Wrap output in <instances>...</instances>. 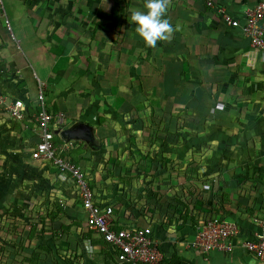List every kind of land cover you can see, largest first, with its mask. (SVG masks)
Returning <instances> with one entry per match:
<instances>
[{
  "label": "crops",
  "instance_id": "1",
  "mask_svg": "<svg viewBox=\"0 0 264 264\" xmlns=\"http://www.w3.org/2000/svg\"><path fill=\"white\" fill-rule=\"evenodd\" d=\"M259 1H169L173 30L148 47L129 19L144 0H0V96L20 99L33 112L38 79L49 112L64 117L62 129L89 127L92 142L67 141L64 155L85 173L98 203L119 209L115 226L152 229L165 261L262 264L240 247L228 254L191 247L200 219L235 222L244 239L262 214L264 51L226 27L216 10L242 21ZM168 118L175 119L169 129L180 131L176 147L160 154L170 168L144 172L142 147L162 144L148 128L163 129ZM37 141L29 119L13 123L0 105V162L25 168L26 187L36 184L26 189L30 202L46 191L42 206L57 216L50 223L60 218L63 227L54 235L53 251L64 256L59 264H116L87 229L72 182L54 169L57 178H46L45 163L30 159ZM31 162L34 170L27 169ZM176 200L196 224L155 213Z\"/></svg>",
  "mask_w": 264,
  "mask_h": 264
},
{
  "label": "built area",
  "instance_id": "2",
  "mask_svg": "<svg viewBox=\"0 0 264 264\" xmlns=\"http://www.w3.org/2000/svg\"><path fill=\"white\" fill-rule=\"evenodd\" d=\"M207 5L213 7L210 2ZM216 10L221 14V20L226 27L238 30L253 49L264 51V0L246 10L242 21L223 13L221 9ZM5 24L9 29L6 20ZM37 83L38 92L33 112L20 99L0 96V105L11 122L21 123L29 119L35 126L38 141L30 153V159L47 163L72 182L85 214L87 229L110 249L116 264H161L164 257L153 237L152 229L149 226L115 228L112 207L96 201L85 173L64 155L68 143L62 142L58 145L54 142V132L64 128V117L49 112L43 93L45 85L38 79ZM252 223L254 230L250 232L249 238L241 239L240 227L235 222L220 216L200 219L195 226L191 247L205 253L221 254L231 253L235 247H240L264 264V202L262 214L252 219Z\"/></svg>",
  "mask_w": 264,
  "mask_h": 264
},
{
  "label": "rangeland",
  "instance_id": "3",
  "mask_svg": "<svg viewBox=\"0 0 264 264\" xmlns=\"http://www.w3.org/2000/svg\"><path fill=\"white\" fill-rule=\"evenodd\" d=\"M148 131H150V137L155 141L159 140L162 144L158 146L142 147L143 154H145L146 157L143 156V161L140 163L141 170L146 172V168L159 170L169 167L167 165H170L168 160H164L165 158L160 157V154L163 155V150L167 147H176V143H178L177 139L174 143L175 146H170V137L166 139V136H163L166 134H163L162 131L159 132L155 130V128L150 127ZM152 151H154L155 154H152V156L147 155V153L149 154ZM156 154L157 156H155ZM113 165L116 167V163ZM28 166V170H34L35 168H33V166L37 165L35 162H31ZM4 167L8 169L5 168V170ZM42 169L48 174L43 172L46 178L50 176L57 178L58 174L60 177H66L58 172L57 175L50 174V171L54 168L47 163L42 165ZM19 170L20 166H18L16 162H0V264H8L11 258L14 259L10 260L12 261L11 264H20V260L23 256L30 254L32 251L40 255V264H59V261H64V256L59 255L58 247L55 252L53 248H55L54 246L58 241V237H54V235L63 228L60 226V218L57 220L59 222L55 224L50 223V221L53 222L52 219L57 216L54 208L42 206L46 191L41 193L38 197L40 199L37 198V200L33 202L29 201L28 191L26 189L36 184L30 181V186L26 187L27 173L25 168ZM111 171L114 172L112 175L116 176L115 169H111ZM131 181L130 179V183ZM180 183H183V181L178 179L177 184L180 185ZM114 207L115 206L112 205L113 214L116 215L119 209L115 210ZM39 231H42L43 237L45 238L41 245L48 247V249L39 248L38 242L34 238L35 233Z\"/></svg>",
  "mask_w": 264,
  "mask_h": 264
},
{
  "label": "clouds",
  "instance_id": "4",
  "mask_svg": "<svg viewBox=\"0 0 264 264\" xmlns=\"http://www.w3.org/2000/svg\"><path fill=\"white\" fill-rule=\"evenodd\" d=\"M168 0H144L143 10H132L129 19L135 25V32L148 47H155L172 32L166 18Z\"/></svg>",
  "mask_w": 264,
  "mask_h": 264
},
{
  "label": "trees",
  "instance_id": "5",
  "mask_svg": "<svg viewBox=\"0 0 264 264\" xmlns=\"http://www.w3.org/2000/svg\"><path fill=\"white\" fill-rule=\"evenodd\" d=\"M168 119L165 120L167 126L165 128L163 127V129L158 130V131L159 132L162 131L163 134H166V135H163V136H166V139L170 137V142L174 144L175 139L178 138L180 131H179V129H175V128L169 129L168 123L171 120L173 121L174 118H168ZM162 121L165 122L164 119H162ZM173 138H174V140H173ZM54 142L59 145L63 141H61L60 139L55 137ZM180 190L181 189H179V191ZM178 195L179 194H177L176 191L173 193L174 197L178 196ZM151 211L153 212V210H151ZM191 212H192V210L188 209V207L183 202H181L180 200H176L175 203H173V204H171V203L169 204V202H167L165 205L164 204L159 205L158 210L155 211V213L159 214V216L165 215L167 219H170L172 221L173 220H179V219L184 220V219L190 218L191 221H193V224L194 223L196 224L197 218L193 214H191ZM149 214H151V213H149ZM158 223L161 224L162 222L159 221ZM146 226L147 225L139 226L137 228H144ZM115 228H121V227L116 226ZM34 238L37 240L39 248H44V249L47 248L48 249V247L41 245V243L44 242V239H45L43 237L42 231L35 233ZM9 257H10V255H9ZM10 260H14V259L11 258ZM10 260L8 261V264H11L12 261H10ZM20 261H21L20 264H40V262H41L40 261V255L35 251H32L30 254L23 256V258ZM161 264H184V263L182 261H178V262L174 263V262H169V261L163 260V262Z\"/></svg>",
  "mask_w": 264,
  "mask_h": 264
},
{
  "label": "water",
  "instance_id": "6",
  "mask_svg": "<svg viewBox=\"0 0 264 264\" xmlns=\"http://www.w3.org/2000/svg\"><path fill=\"white\" fill-rule=\"evenodd\" d=\"M54 134L58 135L64 142L75 140L86 144L92 142V135L89 127L80 123H74L65 129L56 130Z\"/></svg>",
  "mask_w": 264,
  "mask_h": 264
}]
</instances>
